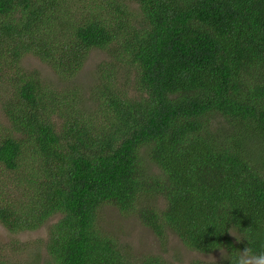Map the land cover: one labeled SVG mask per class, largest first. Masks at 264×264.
Segmentation results:
<instances>
[{"label": "trees", "instance_id": "16d2710c", "mask_svg": "<svg viewBox=\"0 0 264 264\" xmlns=\"http://www.w3.org/2000/svg\"><path fill=\"white\" fill-rule=\"evenodd\" d=\"M94 51L89 98L23 67L75 82ZM0 90V174L17 175L0 224L52 222L24 264H174L100 226L106 206L163 244L264 250V0H0Z\"/></svg>", "mask_w": 264, "mask_h": 264}, {"label": "rangeland", "instance_id": "374dc122", "mask_svg": "<svg viewBox=\"0 0 264 264\" xmlns=\"http://www.w3.org/2000/svg\"><path fill=\"white\" fill-rule=\"evenodd\" d=\"M135 8V5H131L130 10ZM105 57L106 55L102 51L92 52L84 68L78 75V80L75 82L70 81L62 83L48 65L42 63L38 58L32 55L25 57L23 60V67L30 71L37 70L48 84L64 87H72L76 86V84L84 86V89L81 92L82 97L89 98L90 92L88 87L93 85V80L97 76L96 71H98L99 64L105 59ZM11 174V176L0 174V179H11L12 177L17 178L16 174ZM100 216L99 225L104 229H107L108 232H113L121 243L130 246L131 251L138 256L144 255L145 257L148 255H159L167 262L174 264H190L196 260L202 262H214L212 256H214L217 261H220L222 258L221 252L203 254L190 250L182 243L177 235L171 231L166 232V242L163 244L156 234L150 228L143 225L137 217L125 218L115 207L106 206L103 208ZM51 223L52 222L47 223V225L37 231L24 232L19 235L8 233L0 224V255L7 254L9 255L8 257L15 259L18 257L17 251L21 246H26L27 251H25L22 256L18 257L22 260L19 264L30 262L32 257H34L39 250L40 256L45 255V249L42 246L38 247L37 243L40 240H44L46 228L47 226H50ZM10 242H13V244L16 245L17 251L15 253L12 251L10 252V250L8 251ZM9 252L10 254H8Z\"/></svg>", "mask_w": 264, "mask_h": 264}, {"label": "clouds", "instance_id": "9594fccd", "mask_svg": "<svg viewBox=\"0 0 264 264\" xmlns=\"http://www.w3.org/2000/svg\"><path fill=\"white\" fill-rule=\"evenodd\" d=\"M231 234L236 237L237 241H243V239L246 238L250 242V246L244 248L243 250L234 248L231 251L226 250L223 246L218 247L223 260L229 261L230 264H264V250L254 251L251 247L250 239L247 237L241 239L232 232ZM212 258L214 260V264H217L216 258L214 256H212Z\"/></svg>", "mask_w": 264, "mask_h": 264}]
</instances>
